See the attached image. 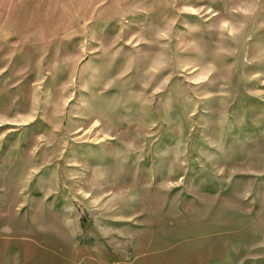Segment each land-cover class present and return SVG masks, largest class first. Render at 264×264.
<instances>
[{
    "label": "rangeland",
    "instance_id": "rangeland-1",
    "mask_svg": "<svg viewBox=\"0 0 264 264\" xmlns=\"http://www.w3.org/2000/svg\"><path fill=\"white\" fill-rule=\"evenodd\" d=\"M0 264H264V0H0Z\"/></svg>",
    "mask_w": 264,
    "mask_h": 264
}]
</instances>
